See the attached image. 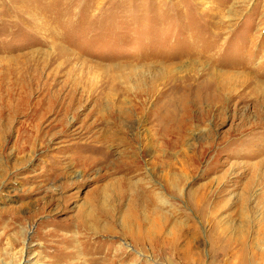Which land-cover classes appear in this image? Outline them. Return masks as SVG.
<instances>
[{"label": "rangeland", "instance_id": "374dc122", "mask_svg": "<svg viewBox=\"0 0 264 264\" xmlns=\"http://www.w3.org/2000/svg\"><path fill=\"white\" fill-rule=\"evenodd\" d=\"M241 263L264 0H0V264Z\"/></svg>", "mask_w": 264, "mask_h": 264}, {"label": "bare ground", "instance_id": "6f19581e", "mask_svg": "<svg viewBox=\"0 0 264 264\" xmlns=\"http://www.w3.org/2000/svg\"><path fill=\"white\" fill-rule=\"evenodd\" d=\"M177 177H178V176H177ZM245 201H246V199H245ZM155 205H156V204H155ZM155 205H154V206H155ZM136 214H137V213H136ZM85 216H86V215H85ZM96 223H98L97 220H96ZM94 225H95V224H94ZM243 263H244V262H243ZM243 263H241V264H243Z\"/></svg>", "mask_w": 264, "mask_h": 264}]
</instances>
